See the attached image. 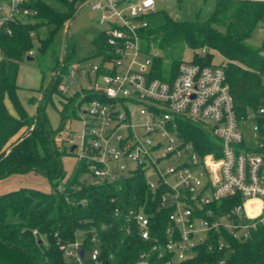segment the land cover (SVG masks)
I'll list each match as a JSON object with an SVG mask.
<instances>
[{
  "label": "built area",
  "instance_id": "1",
  "mask_svg": "<svg viewBox=\"0 0 264 264\" xmlns=\"http://www.w3.org/2000/svg\"><path fill=\"white\" fill-rule=\"evenodd\" d=\"M30 2L0 0V37L4 31L13 33V23L37 13ZM156 2H82L103 11L107 48H95L97 63L75 59L59 84L67 102L76 97V111L68 117L79 115L83 131L80 144L72 139V129L57 131L60 148L68 141L69 150L78 155L75 168L80 173L72 182L73 171L52 191L64 193L69 201L70 193L86 185L142 174L147 197L140 205H116L110 222L90 221L72 237L55 231L61 264H119L115 250L105 248L103 235L111 226L147 243L126 264H178L202 246L221 251L216 263L227 264L234 240H246L264 223V103L254 117H240L226 70L218 63L181 60L175 74L155 75L161 53L144 44L143 31ZM256 28L264 32V19ZM36 50L32 47L28 54ZM201 51L206 54V47ZM182 117L211 133L215 141L206 145L211 150L201 151L186 139ZM246 125L255 132L253 146L247 142ZM158 210L167 211L161 225L154 218ZM33 233L44 238L38 228Z\"/></svg>",
  "mask_w": 264,
  "mask_h": 264
},
{
  "label": "trees",
  "instance_id": "2",
  "mask_svg": "<svg viewBox=\"0 0 264 264\" xmlns=\"http://www.w3.org/2000/svg\"><path fill=\"white\" fill-rule=\"evenodd\" d=\"M65 8L53 5L49 0H31L37 13L28 21L12 24L13 33L2 32L0 43L3 57L0 59V178L12 173L31 170L46 176L54 185L65 175L61 155L63 149L56 141V133L65 119L75 113V96L63 102L61 126L54 129L45 107L47 99L67 73L71 62L81 59L67 54L61 64L62 74L50 80L44 97L39 100L37 111L31 114L23 104L18 84L20 62L34 46L31 31L45 24H52L47 37H39L38 52L44 54L54 49L53 38L57 29L74 13L84 0H55ZM264 19V0H216L212 15L206 20H184L173 17L167 11L156 9L148 15V27L143 31L146 46L166 43L171 47L182 43L191 47L195 54L191 59L200 63H213V53L207 50L202 56L199 51L210 47L222 55L221 64L227 73L231 91L235 96L240 117H254L264 103V43L257 47L248 39L258 23ZM95 48H107L106 34L102 30L93 38ZM52 62L59 60L54 51ZM180 59L171 64V74L176 73ZM43 73L46 63L43 62ZM164 58L155 61V75L167 77ZM64 98L65 95H64ZM15 109L12 113L6 100ZM31 101L36 98L30 97ZM183 135L192 140L201 151L211 150L214 140L211 133L198 122L189 118L179 119ZM75 168L70 181L79 176ZM67 200L64 193L42 191L33 187H20L0 193V264H10L8 255L17 264H61L64 261L56 243L55 231L72 237L77 228L113 219L116 205H140L147 197L145 177L142 174L125 177L114 182L90 184L70 193ZM86 198V203L73 202ZM114 198V200H113ZM151 207V208H150ZM147 209L153 207L148 205ZM165 210L156 211L157 224L164 223ZM42 233L35 235L33 229ZM103 236L106 250H115L119 264L135 259L140 248L147 243L134 241L117 226H111ZM125 239V240H124ZM123 240V241H122ZM137 242V243H136ZM234 250L228 256L227 264H264V223H259L246 240H234ZM222 256L219 250L202 246L198 253L178 264H217Z\"/></svg>",
  "mask_w": 264,
  "mask_h": 264
},
{
  "label": "rangeland",
  "instance_id": "3",
  "mask_svg": "<svg viewBox=\"0 0 264 264\" xmlns=\"http://www.w3.org/2000/svg\"><path fill=\"white\" fill-rule=\"evenodd\" d=\"M49 1L59 8H65L61 2L55 0ZM215 7L216 0H157L155 6L156 9L165 10L173 17H178L180 15V18L184 20H206L212 15ZM102 14L103 11L101 9L93 8L90 3H81L74 15L67 19L54 34L52 48L59 58L58 61L52 62L55 53L51 51L52 49H48L44 54L36 50V54H33V56H35L34 59L28 60L25 58L20 62L18 72V84L20 85L19 94L29 113H36L38 102L44 97L45 89L50 80L58 74L63 73L61 64L64 63L67 54H73L79 58L87 57V64L100 61L95 51L93 38L108 26L107 23L100 21ZM52 27V24H45L35 31L33 43L36 48L39 46V37H47ZM248 41L254 46H262L264 43V32H260L255 28ZM157 49L161 53L160 57L164 58L167 76L171 74V64L174 59L191 60L195 54L194 50L185 43L175 45L174 47L166 43H162L161 45L153 43L151 52ZM206 49L213 53V63L221 62L222 55L218 50L210 47H206ZM199 53L202 56L205 55L202 51H199ZM43 62L47 65L45 73H43ZM66 76L67 73H64L62 81L65 80ZM76 80L81 84L79 75L76 77ZM75 87L76 86L73 85L72 89ZM30 97L36 98V100L31 101ZM64 101V95L59 90H54L51 97L47 99L45 110L54 129L61 126L60 111ZM6 102L9 110L15 113L11 101L7 99ZM85 105H88V103ZM62 127L72 129V139L75 143L80 144L83 121L79 115L67 117ZM245 132L248 144L253 146L255 144L254 130L251 126L246 125ZM65 144L66 148H63L64 151L61 155L65 175L59 179L60 182H64L65 178L74 171L79 160L78 155L69 150L70 143L67 141ZM150 177L158 182L157 176L154 173H152ZM9 185L33 187L47 192L52 191L56 186L46 176L34 170L24 174L13 173L0 178V193L10 190L8 188ZM8 257H10L8 258L10 264H17L14 257L10 255H8Z\"/></svg>",
  "mask_w": 264,
  "mask_h": 264
},
{
  "label": "crops",
  "instance_id": "4",
  "mask_svg": "<svg viewBox=\"0 0 264 264\" xmlns=\"http://www.w3.org/2000/svg\"><path fill=\"white\" fill-rule=\"evenodd\" d=\"M16 173H19V172H16ZM24 173H26V172H24ZM24 173H21V174H24ZM13 174V173H12ZM10 190H12V189H16V188H20V187H17V186H13V185H9V187H8ZM7 188V189H8ZM9 191V190H8ZM5 192H7V190L5 191Z\"/></svg>",
  "mask_w": 264,
  "mask_h": 264
},
{
  "label": "water",
  "instance_id": "5",
  "mask_svg": "<svg viewBox=\"0 0 264 264\" xmlns=\"http://www.w3.org/2000/svg\"><path fill=\"white\" fill-rule=\"evenodd\" d=\"M178 17H180V15H179ZM26 58H27L28 60H32V59L35 58V56L28 54V55L26 56ZM82 251H83V250H82Z\"/></svg>",
  "mask_w": 264,
  "mask_h": 264
}]
</instances>
